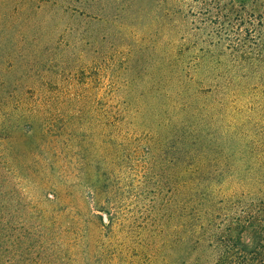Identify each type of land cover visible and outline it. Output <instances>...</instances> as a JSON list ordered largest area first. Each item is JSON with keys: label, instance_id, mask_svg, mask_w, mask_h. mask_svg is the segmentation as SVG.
<instances>
[{"label": "rangeland", "instance_id": "1", "mask_svg": "<svg viewBox=\"0 0 264 264\" xmlns=\"http://www.w3.org/2000/svg\"><path fill=\"white\" fill-rule=\"evenodd\" d=\"M248 213L264 0H0V264H225Z\"/></svg>", "mask_w": 264, "mask_h": 264}, {"label": "trees", "instance_id": "2", "mask_svg": "<svg viewBox=\"0 0 264 264\" xmlns=\"http://www.w3.org/2000/svg\"><path fill=\"white\" fill-rule=\"evenodd\" d=\"M240 217L239 222L229 227L230 234L219 239L215 247L223 246V252L218 259L225 264H264V214L253 216L249 213Z\"/></svg>", "mask_w": 264, "mask_h": 264}]
</instances>
